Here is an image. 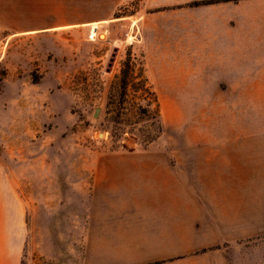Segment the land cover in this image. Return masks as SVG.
<instances>
[{"label": "rangeland", "instance_id": "obj_1", "mask_svg": "<svg viewBox=\"0 0 264 264\" xmlns=\"http://www.w3.org/2000/svg\"><path fill=\"white\" fill-rule=\"evenodd\" d=\"M203 1L210 0L140 10V0H132L118 17L99 24L72 25L60 32L0 31V172L20 203L24 228L20 264H162L163 260L103 255L117 242L93 240V223L100 219L93 203L94 171L104 174L110 168L166 163L187 180L196 154L203 159L205 153L222 151L210 141L206 147L204 140L205 122L215 119L223 123L226 143L236 140L231 135L235 126L244 132V151L238 161L236 157L229 161L230 170L222 178L227 190L212 192L206 200L213 212L212 238L197 240L195 252L186 251L191 242L181 240L186 252L169 260L223 252L229 264H264V89L246 81L243 95L209 97L205 106L204 98L173 97L204 95V89L188 88L199 82L193 79L195 73H189L194 65L147 63L146 47L152 42L148 40L156 39L157 46L181 42L170 38L174 33H147L141 28L163 25L182 11L178 8ZM135 12L128 19L133 27H128L124 15ZM128 54L136 68L143 65L159 102L162 133L146 148L127 140L122 147H113L102 122L109 96L120 98L118 83L112 86V81ZM183 81L187 87H174ZM200 84L204 88L206 82ZM132 94L129 87L127 102ZM137 102L145 104L141 97ZM218 108L224 110L216 114ZM224 147L222 153L230 158ZM221 228L227 234L219 233Z\"/></svg>", "mask_w": 264, "mask_h": 264}, {"label": "crops", "instance_id": "obj_2", "mask_svg": "<svg viewBox=\"0 0 264 264\" xmlns=\"http://www.w3.org/2000/svg\"><path fill=\"white\" fill-rule=\"evenodd\" d=\"M130 1L0 0V31L14 35L60 32L72 25L99 24L107 18L118 17V11ZM195 1L140 0V10L143 7L167 9L178 3ZM178 9L182 11L166 18L163 25L141 28L147 33H174L170 38L181 42L179 45L157 46L154 43L156 39L148 40V43L152 42L146 47L147 63L194 65L195 68L190 67L189 71L196 74L193 79L206 82L204 88L199 82L188 87L204 89V95L174 94L173 97L204 98L206 106L209 97L243 95L246 81H253L254 86L264 89V0H221ZM135 14L125 13L124 23L128 27H133V20L129 23L128 19ZM175 81L173 77L171 83ZM182 83L174 87L187 85V81ZM223 110L218 108L215 112L218 114ZM216 120L219 119L205 122L206 147L209 141L213 147L220 146L222 151L227 146L230 158H226L222 151L205 153L203 159L196 154L191 159L190 167L194 166V169L190 168L187 180H183L180 172L169 168L166 163H150L143 169L110 168L103 171L104 174L100 170L94 171L93 203L95 209H99L100 219L99 223L94 220L93 240L117 242L115 248L109 245V250L103 253L105 257H141L145 258L144 262L163 260L162 264H229L223 252L194 253L182 260H169L186 251L195 252L197 240L203 242L212 238L213 212L206 200L210 199L212 192L227 190L222 178L230 170L229 161H238L244 151V132L233 126L231 135L236 136V140L226 143L223 123ZM260 146L263 153V145ZM243 171L242 167L241 176ZM213 177L219 178L214 181ZM17 199L14 189L4 184L0 172V264L21 263L24 228ZM94 215L97 217V212ZM114 217L115 224L112 222ZM234 221L238 224V218ZM223 223L229 224L228 221ZM220 230L219 233L227 234L226 228ZM181 240L191 242L186 251L181 249Z\"/></svg>", "mask_w": 264, "mask_h": 264}, {"label": "trees", "instance_id": "obj_3", "mask_svg": "<svg viewBox=\"0 0 264 264\" xmlns=\"http://www.w3.org/2000/svg\"><path fill=\"white\" fill-rule=\"evenodd\" d=\"M212 2L203 1L199 4ZM114 79L112 86L118 83L120 98L109 96L102 121L104 129L109 131L115 148L122 147L123 140L133 141L146 148L160 136L163 129L156 92L145 75L143 65L136 68L130 54L120 64L119 72ZM129 87L132 88L133 94L127 102L125 97L128 96ZM140 97L145 100V104L137 102V98Z\"/></svg>", "mask_w": 264, "mask_h": 264}, {"label": "water", "instance_id": "obj_4", "mask_svg": "<svg viewBox=\"0 0 264 264\" xmlns=\"http://www.w3.org/2000/svg\"><path fill=\"white\" fill-rule=\"evenodd\" d=\"M98 113H99V110H98V112H97L96 116H98Z\"/></svg>", "mask_w": 264, "mask_h": 264}]
</instances>
